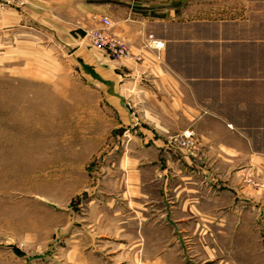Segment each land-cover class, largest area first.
<instances>
[{
    "label": "rangeland",
    "instance_id": "rangeland-1",
    "mask_svg": "<svg viewBox=\"0 0 264 264\" xmlns=\"http://www.w3.org/2000/svg\"><path fill=\"white\" fill-rule=\"evenodd\" d=\"M40 17L31 0H0V264H264V211H243L222 167H185L183 184L148 168L128 205L101 88L73 54L95 48ZM182 190L199 196L194 213Z\"/></svg>",
    "mask_w": 264,
    "mask_h": 264
},
{
    "label": "crops",
    "instance_id": "crops-1",
    "mask_svg": "<svg viewBox=\"0 0 264 264\" xmlns=\"http://www.w3.org/2000/svg\"><path fill=\"white\" fill-rule=\"evenodd\" d=\"M31 6L49 29L73 40L108 17L112 34L143 56L135 62L96 48L73 53L101 88L96 101L111 118V151L122 152L112 167L128 205L145 196L136 185L143 186L148 168L163 167L161 176L174 167L183 184L190 179L185 167L207 173L222 167L223 185L249 200L243 211H264V0H31ZM150 34L165 43L161 59L142 48ZM189 131L196 136L190 151L177 140ZM183 191L181 212L194 213L199 196ZM117 199L111 211L120 219ZM4 264H17L16 256Z\"/></svg>",
    "mask_w": 264,
    "mask_h": 264
},
{
    "label": "built area",
    "instance_id": "built-area-1",
    "mask_svg": "<svg viewBox=\"0 0 264 264\" xmlns=\"http://www.w3.org/2000/svg\"><path fill=\"white\" fill-rule=\"evenodd\" d=\"M101 24L100 28L87 32L84 38L88 40L92 47L105 51L114 60L131 59L135 62L142 61L143 56L141 54H131L128 44L112 34L113 23L110 18L103 17ZM142 48L146 51H154L157 58L161 59V52L165 49V43L150 34L144 41ZM183 138L188 144L193 145V132H185Z\"/></svg>",
    "mask_w": 264,
    "mask_h": 264
}]
</instances>
